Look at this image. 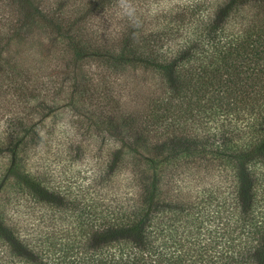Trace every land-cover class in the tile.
I'll return each mask as SVG.
<instances>
[{"label":"trees","instance_id":"trees-1","mask_svg":"<svg viewBox=\"0 0 264 264\" xmlns=\"http://www.w3.org/2000/svg\"><path fill=\"white\" fill-rule=\"evenodd\" d=\"M159 2L0 0V264H264V19Z\"/></svg>","mask_w":264,"mask_h":264},{"label":"rangeland","instance_id":"rangeland-1","mask_svg":"<svg viewBox=\"0 0 264 264\" xmlns=\"http://www.w3.org/2000/svg\"><path fill=\"white\" fill-rule=\"evenodd\" d=\"M194 1H197V0H160V6L158 7H164L166 9H178V7L180 6H184V4H187V3H190V2H194ZM200 1V0H199ZM217 0H201L202 3H204V7L208 6V7H211L213 6V3L216 2ZM241 2V0H240ZM156 3L152 4L151 6L153 7L154 10L158 9V7L155 6ZM239 6L242 8V12L243 14H246V18H248L249 20H251L252 18L254 19L253 23H255V20L256 18H261L260 21H258L257 25H262L263 24V19H264V0H243V3H240ZM259 14V15H258ZM60 61H56L54 63H52V66H55L56 64H59ZM151 73L146 76L147 79H150L151 78ZM155 78L151 81H154ZM52 104H55V105H63L64 104V101L62 100H59V101H56V102H53ZM60 109L58 108H55V110H52L49 114V112L47 113L48 115H46V123L50 124L51 122L53 121H57V119L60 120L61 116L60 113H59ZM59 113V114H58ZM63 113V111H62ZM89 113H92V111H90ZM57 117V119H56ZM60 131V130H58ZM82 136L80 135V138ZM80 166H75L73 167L74 170H77L79 169ZM68 169V168H67ZM71 170V169H70ZM76 173V172H75ZM223 178V175L222 173H219V171L216 172L213 180H222ZM222 182V181H220Z\"/></svg>","mask_w":264,"mask_h":264}]
</instances>
